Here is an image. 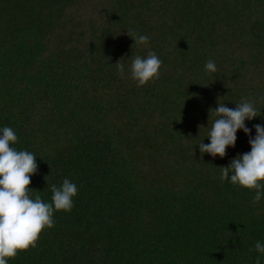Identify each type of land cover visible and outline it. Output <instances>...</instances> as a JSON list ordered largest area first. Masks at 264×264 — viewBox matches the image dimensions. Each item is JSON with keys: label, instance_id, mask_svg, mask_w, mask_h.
<instances>
[{"label": "trees", "instance_id": "trees-1", "mask_svg": "<svg viewBox=\"0 0 264 264\" xmlns=\"http://www.w3.org/2000/svg\"><path fill=\"white\" fill-rule=\"evenodd\" d=\"M150 51L161 76L138 87L131 61ZM245 97L255 137L264 0H0V129L37 157L33 199L51 203L64 178L78 187L71 212L8 264H256L264 198L220 180L250 137L238 130L223 158L198 145L209 110Z\"/></svg>", "mask_w": 264, "mask_h": 264}, {"label": "clouds", "instance_id": "clouds-1", "mask_svg": "<svg viewBox=\"0 0 264 264\" xmlns=\"http://www.w3.org/2000/svg\"><path fill=\"white\" fill-rule=\"evenodd\" d=\"M127 33L134 39V44L146 45L149 42L146 35ZM162 64L155 52L150 51L146 58L137 55L132 58L129 68L131 78L137 82L138 87L150 82L154 84L160 79ZM116 66L118 74L123 78L125 66L120 61ZM205 71H217L213 60L207 61ZM255 103V100L245 97L240 103H235L236 108L233 109L218 101V107L209 110V123L213 111L217 117L211 121L207 136L210 143L202 141L198 145L201 156L208 153L212 157L218 155L223 158L229 146L235 147L238 130L242 129L248 134L251 151L238 154L228 166L222 167L220 180L255 191L252 203L259 204L264 198V125L255 124L256 135L252 137V130L245 123L246 120L261 116L258 115ZM0 133V264H8L19 253L38 246L45 229L55 226L54 212H71L78 187L70 179L64 178L62 185L49 186L52 192L51 203L44 202L39 195L33 199L30 185L32 176L38 171L37 157L27 150L13 147L19 139L11 127H3ZM254 250L260 254L256 257V264H261L264 243L257 241Z\"/></svg>", "mask_w": 264, "mask_h": 264}]
</instances>
